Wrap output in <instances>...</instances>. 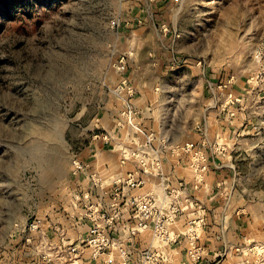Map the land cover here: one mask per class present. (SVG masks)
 <instances>
[{
    "label": "rangeland",
    "instance_id": "374dc122",
    "mask_svg": "<svg viewBox=\"0 0 264 264\" xmlns=\"http://www.w3.org/2000/svg\"><path fill=\"white\" fill-rule=\"evenodd\" d=\"M126 77L130 102L172 142L223 141L216 177L242 205L251 245L264 244V0H0L7 259L39 255L25 247L33 221L49 235L86 233L76 195L87 175L74 176V160L118 163Z\"/></svg>",
    "mask_w": 264,
    "mask_h": 264
},
{
    "label": "built area",
    "instance_id": "2783aa9c",
    "mask_svg": "<svg viewBox=\"0 0 264 264\" xmlns=\"http://www.w3.org/2000/svg\"><path fill=\"white\" fill-rule=\"evenodd\" d=\"M118 69L121 72L125 71L126 62L122 61L118 65ZM128 83L129 78L126 77L117 87V93H122L121 91L126 88L128 93L126 100L122 96L126 105L121 113L118 125L128 131L125 134L126 137H129L130 131H132L135 137L133 141H135L137 136L145 135L146 142L144 146L139 147H132L125 140L118 142L121 164L134 165V170H130L126 175H116L113 178L112 207L114 210L112 214L103 210L104 207L102 208L100 204L102 202L101 198L95 196L96 189L102 186L101 177L96 173L90 175L89 187L85 190L80 189L81 191L76 195L78 211L83 210L78 216H82L86 218V221H89L86 236L82 239L79 237L73 240L66 230L61 229L53 240L50 238L47 229H43L44 223L30 222L26 226L25 247L31 246V250L39 254L35 255L34 261H31L33 262L32 264H57L56 261L58 260L65 264H113V250H118L121 260L120 264H169L166 262L165 250L145 249L133 255L128 248L118 246L111 236V229L123 213L120 204L121 199L124 197L123 186L126 185L130 188L140 187L146 181L142 175L149 174L157 176L159 185H165L166 189L160 195L154 191H149L136 196H126L125 207L131 211V216L134 219V225L130 229L129 241H133L135 236L144 231H151L153 239L162 245L161 248L164 249L171 243L178 242L182 236V234L176 235L172 233L171 226L183 212L180 203V193L182 188H184L183 182H180L178 186H171L166 183L167 176L164 173L163 160L158 150L162 145L167 144V139L161 138L160 146L158 147L154 145L157 135L153 132L148 133L138 120L140 112L129 100L134 97L135 89ZM146 145H151L152 149L147 150L145 148ZM174 150L191 156L190 166L194 171L195 179L199 182L202 181L204 173L209 171L210 168L204 146L195 142H187L182 145H176ZM85 169L86 165L81 160H74L73 172L75 177L82 176ZM193 225L195 223L191 222L189 228L191 243L187 250V257L189 261L199 263L204 257V248L196 243L198 235ZM35 242L37 243L36 245L33 244ZM251 244L248 247L249 251L256 255L259 264H264V244ZM7 257L8 255L5 253L0 254V264H22L21 259L15 254L14 257L10 256L8 259Z\"/></svg>",
    "mask_w": 264,
    "mask_h": 264
},
{
    "label": "crops",
    "instance_id": "0c3cea01",
    "mask_svg": "<svg viewBox=\"0 0 264 264\" xmlns=\"http://www.w3.org/2000/svg\"><path fill=\"white\" fill-rule=\"evenodd\" d=\"M137 101L141 102L140 100ZM138 120L148 133L153 132L157 135L154 141L155 146H160L161 138L167 139V144L162 145L158 152L161 154L163 160L164 173L167 176L166 183L171 186H178L180 182H183L184 185L180 193V203L183 212L178 217V220L171 226L172 233L176 235L182 234V236L178 242L171 243L164 249L161 248L162 245L153 239L151 231H144L135 236L133 241H129V236L131 235L130 229L134 225V219L131 216V211L125 207L124 202L126 196H136L149 191H154L156 194L160 195L164 193L166 189L165 185H159V178L157 176L149 174L142 175L146 181L140 187L130 188L126 185L123 186L124 197L120 202L123 213L120 218L116 220L115 225L111 229V236L116 244L120 247L128 248L133 255L145 249L165 250L164 253L167 256L166 262L169 264H259L256 255L251 253L248 249L250 243L255 240V231L253 233L249 232L248 230H250V228L247 227L248 224L244 228L247 215L244 213V210L241 209L242 205H233L230 199L225 198L224 190L226 186L224 187V180L220 177H216L220 169L222 170L228 167V165L224 163L219 165L222 156H226L224 152L226 146L223 144V141L212 144L211 142L213 139L210 140L207 138L208 134H205L206 137L198 141L192 140L176 144L159 128L151 125L149 120L146 119L145 114L142 113L141 115L140 113ZM134 138L135 137L131 133L129 137H121L120 141L125 140V142L132 147L145 145V135L137 136L135 141H133ZM187 142H195L204 146L209 159V171L204 173L203 179L200 182L195 179L194 171L190 166L191 156L174 150L176 145H182ZM145 148L151 150L152 146L146 145ZM101 156H103V154ZM98 158L96 160H98ZM218 159L220 161H218ZM104 161L112 162V160L104 159L99 162L98 168L95 167L93 162L92 165L94 167L91 170L87 167V170L83 173V175H87V182L80 183V185L81 189L85 190L90 185V175L95 173L98 174L99 172L98 176L101 177L102 174L105 180V186L101 181L102 186L96 189L95 196L101 198L102 202H100V204L102 208L104 207L103 210L112 214L114 210L112 207V180L116 175H126L130 170H134V165H122L120 162V154L118 163H111L110 168ZM87 222L89 223V221ZM191 222H194L196 225H193L198 235V241L196 243L202 245L204 248V257L199 263H193L189 261L187 257V250L191 243V232H189ZM85 236L86 233L81 236V239ZM54 237V234L50 235V238L53 240ZM112 257L114 260L113 264H120L121 260L118 250L112 251ZM56 263L65 264L62 263L61 260L56 261Z\"/></svg>",
    "mask_w": 264,
    "mask_h": 264
},
{
    "label": "bare ground",
    "instance_id": "6f19581e",
    "mask_svg": "<svg viewBox=\"0 0 264 264\" xmlns=\"http://www.w3.org/2000/svg\"><path fill=\"white\" fill-rule=\"evenodd\" d=\"M101 179H103V178H101ZM102 182H103V180H102ZM103 185L105 186L104 182H103Z\"/></svg>",
    "mask_w": 264,
    "mask_h": 264
}]
</instances>
